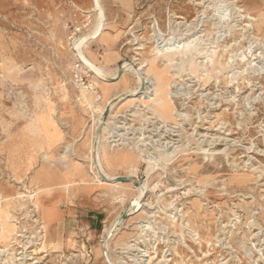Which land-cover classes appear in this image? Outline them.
I'll return each mask as SVG.
<instances>
[{
  "label": "rangeland",
  "instance_id": "1",
  "mask_svg": "<svg viewBox=\"0 0 264 264\" xmlns=\"http://www.w3.org/2000/svg\"><path fill=\"white\" fill-rule=\"evenodd\" d=\"M0 264H264V0H0Z\"/></svg>",
  "mask_w": 264,
  "mask_h": 264
},
{
  "label": "bare ground",
  "instance_id": "2",
  "mask_svg": "<svg viewBox=\"0 0 264 264\" xmlns=\"http://www.w3.org/2000/svg\"><path fill=\"white\" fill-rule=\"evenodd\" d=\"M99 18H100V20H101V18H102V13H100L99 12ZM99 18H97L98 20H99ZM103 21V20H102ZM102 23V22H101ZM100 27H102V26H100V24H98V25H96V27L94 28V30H93V34L94 35H97V33L99 32V30H100ZM94 35H92V36H94ZM78 47V46H77ZM80 47V46H79ZM79 47H78V51H79ZM80 53V52H79ZM81 56V55H80ZM129 67V65H126V64H124V67H123V70L124 69H126V68H128ZM92 68H93V66H92ZM94 69V68H93ZM96 71V70H95ZM97 71H99V69H97ZM102 71V70H101ZM134 72H136L137 73V69H134L133 70ZM99 73H101L102 74V72H99ZM99 73H97V74H99ZM103 75H104V73H103ZM118 75V73L116 72L115 74H114V79L116 78L117 79V76ZM106 77V76H105ZM139 77V76H138ZM138 80H139V83H140V86H138V88L136 89V90H140V89H142V87H141V85L143 84V82H142V79L141 78H138ZM136 90L135 91H133L132 92V94L130 95V97H133V96H135L137 93H139V92H136ZM138 95V94H137ZM122 95H118V96H116V97H114L112 100H110L107 104H106V107L109 109V108H111V106H112V103H113V101H115V100H122V97H121ZM159 101H160V103L159 104H157L158 106V109L159 108H161L164 112H166L167 111V108H168V103L165 101V100H163V99H159ZM163 111H162V113H163ZM107 113V112H106ZM95 151V150H94ZM96 154V153H95ZM91 166H92V168H94L97 172H98V174L100 175V177H102V179L103 180H105V181H111L110 180V176L107 174V173H105L103 170H102V167H101V163H100V159H99V157H98V155H96V158H92V160H91ZM128 180V179H127ZM145 185H141L139 188H138V190H139V197L138 198H136L134 201H132L129 205H128V209H127V212H130V211H133L138 205H139V198H140V196L141 195H143V193H144V190H145V187H144ZM33 195V194H32ZM141 197H143V196H141ZM32 199V198H31ZM35 205V204H34ZM120 223H121V217H118L109 227H106L104 230H103V233L105 234V236H107V237H110V234L111 233H113L114 231H116L117 229H118V227H119V225H120ZM40 226V229H42L43 231H46L47 230V227H46V225L45 224H40L39 225ZM43 240V237L40 239V241H42ZM43 243V242H42Z\"/></svg>",
  "mask_w": 264,
  "mask_h": 264
},
{
  "label": "crops",
  "instance_id": "3",
  "mask_svg": "<svg viewBox=\"0 0 264 264\" xmlns=\"http://www.w3.org/2000/svg\"><path fill=\"white\" fill-rule=\"evenodd\" d=\"M42 200L41 203L37 205L41 210V213H45V217L42 218L43 224L49 228H56L59 225V221L63 220L66 216L65 213H77L76 210L68 208L66 211L62 210L61 207L67 201V198L61 191L57 190H42L41 191ZM97 218V217H96ZM55 222H59L58 224ZM97 221H93V218L90 219V227H96ZM65 228V222L63 223Z\"/></svg>",
  "mask_w": 264,
  "mask_h": 264
},
{
  "label": "water",
  "instance_id": "4",
  "mask_svg": "<svg viewBox=\"0 0 264 264\" xmlns=\"http://www.w3.org/2000/svg\"><path fill=\"white\" fill-rule=\"evenodd\" d=\"M120 74H121V71H120V73L118 74V76H120Z\"/></svg>",
  "mask_w": 264,
  "mask_h": 264
}]
</instances>
